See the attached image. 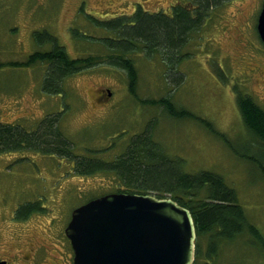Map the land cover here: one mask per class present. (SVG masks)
I'll return each mask as SVG.
<instances>
[{
	"label": "rangeland",
	"instance_id": "374dc122",
	"mask_svg": "<svg viewBox=\"0 0 264 264\" xmlns=\"http://www.w3.org/2000/svg\"><path fill=\"white\" fill-rule=\"evenodd\" d=\"M177 1L0 0V123L30 133L54 117L79 158L105 163L146 134L167 158L152 166L155 174L169 179L178 169L218 174L257 230L258 236L244 232L216 245L201 237L203 253L217 247L211 264H264V143L254 139L236 105L240 92L264 110V44L256 31L264 0H231L213 8L200 37L168 61L159 50L152 55L131 42L125 55L137 72L134 93L125 69L98 58L119 42L117 19L131 20L138 8L166 13ZM55 47L72 58L93 55L95 64L67 75L60 89L46 84L47 63L16 64ZM98 95L102 100L96 101ZM163 97L186 116L151 102ZM73 171V162L54 155L0 153V254L3 247L18 246L32 254L28 264H73L64 236L71 211L120 187L113 172ZM24 204L38 210L22 219Z\"/></svg>",
	"mask_w": 264,
	"mask_h": 264
},
{
	"label": "trees",
	"instance_id": "16d2710c",
	"mask_svg": "<svg viewBox=\"0 0 264 264\" xmlns=\"http://www.w3.org/2000/svg\"><path fill=\"white\" fill-rule=\"evenodd\" d=\"M226 1L231 0H180L170 8V11L155 12V14L143 12L138 8L131 20L124 16L116 20L113 27L119 42L115 41L112 50H108L106 54L98 58H107L109 62H114L125 69L128 90L134 93L137 72L132 61L125 55L128 53L125 50L131 49V42L140 43L141 47L145 46L144 50L152 55L159 50L165 56L163 60L168 61L190 41H194L195 37H200L201 24L209 15L208 13ZM129 22L135 23L132 29L126 28L131 26ZM105 41L112 45L110 39ZM94 58L96 57L93 55L72 58L62 47H55L48 52H33L29 54L27 61L16 64L27 65L38 61L47 63L45 82L53 83L59 88L67 75L92 67L95 64ZM46 84L44 87L48 89ZM236 100L242 122L253 133L256 141L264 143L263 108L248 94L242 95L239 92ZM151 102L162 104L173 116L179 118L182 115L186 116L183 109L179 112L173 110L168 98L163 97L159 101L151 100ZM140 136L144 138L140 139L138 136L130 140L125 152L119 155L118 159L105 163L99 158L94 161L79 158L70 148L69 140L58 130L54 117L42 121L38 128L30 133L12 124L0 123V153L33 150L49 156L54 155L60 159H69L73 162V172L76 171L79 174L97 170L113 172L120 182L117 193L145 194L152 190L169 193L172 200L191 212L195 223L197 237L195 259L192 264H211L212 256H215L217 248L214 245L220 241H231L244 232L258 236L254 226L245 220L244 210L236 203L234 190L225 184L222 177L208 170L190 174L180 169L173 170L170 173V179L160 177L159 174H155L152 166L164 162L167 158L149 136L147 137L146 134ZM85 165L86 167H83ZM155 195L164 196V194ZM22 208L26 210L22 219L34 209L38 210L36 204H24ZM203 236L208 243L214 244L213 248L209 247V250H205L204 253L203 250L201 251L202 245L198 243Z\"/></svg>",
	"mask_w": 264,
	"mask_h": 264
},
{
	"label": "water",
	"instance_id": "95a60500",
	"mask_svg": "<svg viewBox=\"0 0 264 264\" xmlns=\"http://www.w3.org/2000/svg\"><path fill=\"white\" fill-rule=\"evenodd\" d=\"M259 12L256 31L264 44V3ZM69 217L64 234L73 264H192L195 259L192 214L168 196L109 192L77 206Z\"/></svg>",
	"mask_w": 264,
	"mask_h": 264
},
{
	"label": "flooded vegetation",
	"instance_id": "af4514ba",
	"mask_svg": "<svg viewBox=\"0 0 264 264\" xmlns=\"http://www.w3.org/2000/svg\"><path fill=\"white\" fill-rule=\"evenodd\" d=\"M108 95V92H106ZM102 96L98 95L96 101H100ZM15 246V245H14ZM2 248V247H0ZM71 248V247H70ZM3 253L0 254V261H5L7 264H28V261L32 255L31 253L23 254L18 246L15 247H3ZM71 257L73 258V251ZM31 263V262H30Z\"/></svg>",
	"mask_w": 264,
	"mask_h": 264
},
{
	"label": "bare ground",
	"instance_id": "6f19581e",
	"mask_svg": "<svg viewBox=\"0 0 264 264\" xmlns=\"http://www.w3.org/2000/svg\"><path fill=\"white\" fill-rule=\"evenodd\" d=\"M197 237V236H196ZM196 241V240H195Z\"/></svg>",
	"mask_w": 264,
	"mask_h": 264
}]
</instances>
